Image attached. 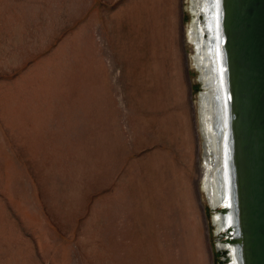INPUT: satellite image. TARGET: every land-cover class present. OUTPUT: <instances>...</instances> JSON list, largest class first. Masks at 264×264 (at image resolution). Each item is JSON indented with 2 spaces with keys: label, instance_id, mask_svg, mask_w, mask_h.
Listing matches in <instances>:
<instances>
[{
  "label": "rangeland",
  "instance_id": "rangeland-1",
  "mask_svg": "<svg viewBox=\"0 0 264 264\" xmlns=\"http://www.w3.org/2000/svg\"><path fill=\"white\" fill-rule=\"evenodd\" d=\"M189 9L0 0V264H224Z\"/></svg>",
  "mask_w": 264,
  "mask_h": 264
},
{
  "label": "water",
  "instance_id": "water-1",
  "mask_svg": "<svg viewBox=\"0 0 264 264\" xmlns=\"http://www.w3.org/2000/svg\"><path fill=\"white\" fill-rule=\"evenodd\" d=\"M216 4V10L223 12L222 18L218 16V23L222 19V68L228 89L224 119L227 127L221 130L222 121H218L217 132L218 140L223 134L229 136L230 151L226 150L225 163L228 178L232 179L229 186L232 199L230 206L221 202V205L210 202L209 205L221 213L232 211L234 218L233 224L217 230L220 239L216 247L225 251L224 264L233 261L232 256L237 264H264V0H220V6L216 0ZM202 16L198 13L196 22L203 21ZM207 33L205 31L203 39L206 41L210 37V44H213V38ZM219 44L221 40L218 39L217 47ZM218 49L220 52V46ZM195 68L202 83L198 98L201 123L200 104L203 96L210 100V93L201 72ZM216 117L221 119L219 114ZM201 127L203 159L210 162L211 171H216L221 154L211 153L210 138ZM205 145H210L209 149ZM205 193L207 196L206 190Z\"/></svg>",
  "mask_w": 264,
  "mask_h": 264
},
{
  "label": "bare ground",
  "instance_id": "bare-ground-1",
  "mask_svg": "<svg viewBox=\"0 0 264 264\" xmlns=\"http://www.w3.org/2000/svg\"><path fill=\"white\" fill-rule=\"evenodd\" d=\"M220 6V0H218ZM212 3V4H211ZM189 0L190 13L192 15V22L190 23L188 30V38L190 44L194 48V55L192 56L193 63L197 69L201 72L203 81L207 84L206 90L210 93V100H207V96H203L202 102L200 104L201 110V123L200 126L206 137L210 138L211 143V153L217 156V153L221 154V160L219 168L216 171L210 170L209 161L203 159L202 174H201V186L203 191L207 192V200L213 205H231V188L229 189L232 179L228 178V165L225 163L226 150L230 151L228 146L229 136L226 134L221 135L218 140V121H222L221 130H226L227 123H225V107L227 105L226 96L227 87H225L227 80L224 76L223 63V40L224 36L222 34V19L218 23V16L222 18L221 9L216 10L217 4L216 0ZM219 12V14H218ZM198 13L203 16V21L196 22V17ZM221 13V15H220ZM201 15L199 16V18ZM217 18V19H216ZM217 24L219 27L217 28ZM205 31L208 35L213 38V44H210V37L208 40H204ZM215 33V35H214ZM221 40V44L218 45V39ZM220 46V52H219ZM220 53V55H219ZM221 56V59H220ZM219 57V58H218ZM227 86V85H226ZM212 97V98H211ZM228 106V105H227ZM220 115L221 119L216 116ZM199 116V114H198ZM225 119V120H224ZM228 138V141H227ZM207 142V140H206ZM222 146H221V145ZM209 149L210 145H205ZM216 152V153H215ZM229 154L227 159L229 158ZM227 162V161H226ZM231 181V182H230ZM230 190V192H229ZM221 202V203H220ZM220 203V204H219ZM232 212V211H231ZM229 212L221 213L217 209L214 210V222L218 229H224L227 225L234 223L233 214ZM236 219V218H235ZM217 229V230H218ZM233 261H228V264H237L235 256H232Z\"/></svg>",
  "mask_w": 264,
  "mask_h": 264
}]
</instances>
